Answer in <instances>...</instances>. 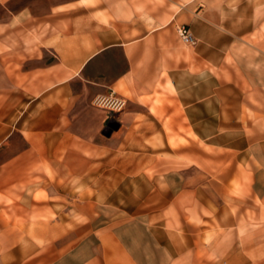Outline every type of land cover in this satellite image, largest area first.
I'll list each match as a JSON object with an SVG mask.
<instances>
[{"label": "crops", "instance_id": "crops-1", "mask_svg": "<svg viewBox=\"0 0 264 264\" xmlns=\"http://www.w3.org/2000/svg\"><path fill=\"white\" fill-rule=\"evenodd\" d=\"M41 2L0 0V264H264V0Z\"/></svg>", "mask_w": 264, "mask_h": 264}, {"label": "rangeland", "instance_id": "rangeland-1", "mask_svg": "<svg viewBox=\"0 0 264 264\" xmlns=\"http://www.w3.org/2000/svg\"><path fill=\"white\" fill-rule=\"evenodd\" d=\"M31 2L32 3H35V4H38V2H39V0H31ZM53 2H56V0H42V9L43 8H45V7H48V5H50L51 3H53ZM14 5V4H13ZM153 104H155L156 106L158 105V106H164V105H174L173 104V102L172 101H168V99H166L165 97H163L162 95H158V97L157 98H155L154 99V102H153ZM156 116L159 118V119H161V121H165V120H167L168 119V117L170 116L169 114L168 115H166L165 114V112H164V114L163 113H156ZM182 133H183V135L185 136V137H187V138H189V133L188 132H183V131H181ZM181 133V134H182ZM175 137H176V143L177 144H179L180 143V146L181 145H183L184 143L186 144H188V142L187 141H185V139L183 138V137H181V136H179L178 137V135L176 134L175 135ZM125 153H127V152H125ZM211 155H213V152L212 151H210V150H207V166L209 167L210 166V168H208V171H210L211 173H213L214 172V170H215V163H214V161L211 159ZM113 165L114 164H112V168H115V167H113ZM131 165V163H128L126 166L127 167H129ZM221 165V163L220 162H218L217 163V166H220ZM117 168H118V166H117ZM128 169V168H127ZM102 181H103V179L102 178H96L95 179V187L96 188H99L100 186H102ZM110 181H111V183H112V186L114 185L115 186V191H116V193H112V194H110L109 196H110V201L111 202H115L116 203V205H118V202H119V193H118V187H117V183H118V181H119V179L118 178H116V177H111V179H110ZM125 182V181H124ZM124 184V183H123ZM103 196L104 195H102V194H96L95 195V198H96V203H100V202H102V200H103ZM122 198H123V200L125 199V194L123 193V195L121 196Z\"/></svg>", "mask_w": 264, "mask_h": 264}, {"label": "built area", "instance_id": "built-area-1", "mask_svg": "<svg viewBox=\"0 0 264 264\" xmlns=\"http://www.w3.org/2000/svg\"><path fill=\"white\" fill-rule=\"evenodd\" d=\"M176 33L183 43L188 45H194L196 43V40L187 25H177ZM93 103L97 107L109 108L115 111L121 110L125 105V101L121 98L115 97L113 93H109L107 97H96L93 100Z\"/></svg>", "mask_w": 264, "mask_h": 264}]
</instances>
